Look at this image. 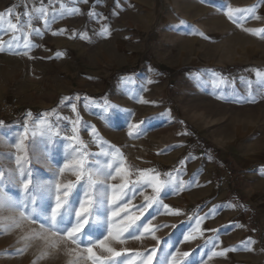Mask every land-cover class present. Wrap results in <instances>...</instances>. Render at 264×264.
Masks as SVG:
<instances>
[{
	"label": "rangeland",
	"instance_id": "rangeland-1",
	"mask_svg": "<svg viewBox=\"0 0 264 264\" xmlns=\"http://www.w3.org/2000/svg\"><path fill=\"white\" fill-rule=\"evenodd\" d=\"M9 5L0 2V13ZM227 6H255L259 18L234 24L225 15ZM90 12H95L93 6L83 26L65 34L88 37L90 59L76 56L75 62L89 72H20L13 69L14 61L0 56V101L16 96L20 105L14 116L0 118L5 122L0 126V169L15 168L14 155L8 154L15 153L12 144L25 121L31 127L34 121L47 118L56 126L54 130H60L51 144L40 136L29 142L33 176L42 179L51 178L44 153L50 154L53 165L63 162V137L72 135L71 121L77 116L78 135L84 144L92 126L103 123L106 138L124 140L126 148L131 147L133 136L120 127L146 120L157 129L154 139L174 140L175 153L182 147L177 139L186 130L193 141L185 146L183 155H165L164 162L151 157L159 162L156 170L161 180L169 179L167 173H171L184 181L182 188L169 187L161 193L170 211L153 206L142 217L143 222L151 219L158 226L156 236L162 242L158 255L171 244L169 251L179 248L193 253L186 264H199L202 258L207 264H264V139H259L253 154L249 152L252 135H245L251 128L264 129V93L255 87L262 80L254 82L252 75L256 70L264 72V35L244 30L264 28V0H118L111 12H95L94 17ZM104 27L108 32L101 35ZM30 63L24 62V66L28 69ZM105 102L121 111H105ZM94 159L105 160L101 156ZM132 173L135 179L136 172ZM65 179L74 177L66 175ZM5 191L17 199L22 196L18 187L8 184ZM143 191L152 194L151 188ZM142 203L143 196L137 194L133 204ZM176 210L179 215L173 214ZM208 213L211 215L206 216ZM18 215L0 212V217ZM193 216H206L202 229H219L216 251L235 250L211 259L204 256L205 250L211 255L205 240L217 235L211 231L181 243L183 235L195 227ZM36 227L25 222L19 228L0 230V264H88L63 249L50 248L42 239H21L31 236L30 230ZM87 231L99 236L103 229L90 227ZM248 238L254 243L242 246ZM25 244L27 249L17 254ZM155 245L151 235L145 234L141 240L126 238L123 245L113 246L143 251Z\"/></svg>",
	"mask_w": 264,
	"mask_h": 264
},
{
	"label": "snow or ice",
	"instance_id": "snow-or-ice-1",
	"mask_svg": "<svg viewBox=\"0 0 264 264\" xmlns=\"http://www.w3.org/2000/svg\"><path fill=\"white\" fill-rule=\"evenodd\" d=\"M76 2L80 3L81 0ZM82 2L87 3L88 0H82ZM49 6H51V0H49ZM254 8L255 6L251 8L227 6L225 15L232 23L243 24L250 17L259 18L255 15ZM65 12L74 15L79 13L80 9L76 7L67 9L64 4H60L59 10L53 9L50 13L47 7L41 5L33 11L24 13L27 18L26 25L20 24L19 15L16 23L8 19L7 29L3 31H11L13 35L9 41L0 40V52L5 51V44H7L8 50L14 51V54L28 56L31 48L35 46L29 37L33 34L41 35L40 28L32 25L33 18L37 21L43 20V26L48 27L57 18H63ZM88 15L94 17L98 14L90 12ZM3 16L4 14L0 13V20ZM9 16H11L10 11ZM24 27H27L28 31H24ZM244 30L255 35H264V28H245ZM17 32H20V37L15 35ZM107 32V27H104L101 35ZM83 38L88 37L85 35ZM59 55L61 53L58 52L57 56ZM256 75L264 81V72L256 70ZM103 107L105 111L109 108L121 111L118 106L107 102ZM71 108L73 112L77 111L75 103L71 104ZM128 115L131 113L129 112ZM161 115L164 116L167 113H161ZM71 123L72 135L63 137L66 141L63 162L53 165L50 154L44 153V158L48 161L45 166L51 176L50 179H42L38 176L34 178L29 157V142L40 136L46 138L51 144L56 137L60 136V130H54L56 126L47 118L34 121L31 127L27 121L20 126L22 130L12 144L15 153L8 154L14 155L15 168L7 171L0 169V212H18L19 215L0 217V230L19 228L25 222L36 225L35 229L30 230L31 236L25 235L21 239L24 241L33 238L42 239L50 248L57 251L63 249L66 254L74 255L77 261L83 259L88 264H186L187 258L193 253L181 252L179 248L169 251L172 248L171 244L165 246L162 255H158L162 243L156 236L158 226L154 225L151 219L147 222L142 221V217L153 206L170 211V206L163 203L161 193L169 187L182 188L184 181L173 178L171 173H167L169 179L161 180L159 171L148 168L136 169V178L132 179L133 173L130 168L133 166L126 164L123 154L118 149L105 151L102 144L99 153L90 152L78 135L79 117L77 116V119L72 120ZM145 123L146 120H141L139 123L128 124V135H139ZM4 124V121H0V126ZM92 133L96 134L94 126H92ZM96 156H103L106 159L102 162L94 159ZM66 175L74 179H65ZM117 180H119L118 183L113 182ZM6 184L18 187L22 196L17 199L10 195L5 191ZM144 188H151L152 194L145 195ZM137 194L143 196L142 204H133ZM173 214L179 215V210ZM208 215L211 213L206 214ZM206 216L190 217L195 220V227L183 235L181 243L193 241L198 236H204L205 231H211L217 235L215 238L209 237L205 240V245H210L211 255L209 250H205L204 256L211 259L235 250L229 248H224L222 251L215 250L219 229H202L201 222ZM90 227H99L103 231L99 236L91 235L87 231ZM145 234L151 235L156 241L154 247L140 251L129 248L117 250L113 246L114 244L123 245L126 238L141 240ZM253 243L254 241L248 238L242 241V246L246 247ZM68 244L75 247L68 248ZM205 245L199 247L204 248ZM27 247L28 245L25 244L23 248L17 249V254H22ZM199 264H207V261L202 258Z\"/></svg>",
	"mask_w": 264,
	"mask_h": 264
},
{
	"label": "crops",
	"instance_id": "crops-1",
	"mask_svg": "<svg viewBox=\"0 0 264 264\" xmlns=\"http://www.w3.org/2000/svg\"><path fill=\"white\" fill-rule=\"evenodd\" d=\"M117 1L118 0H88L87 3H84L81 0L80 3H77L76 0H51V6H49V0H0V2H3L6 5L11 3V5L6 6L7 8L5 9L3 19L0 20V40L3 41H9L13 35L11 31H3L4 29H7V17H12V22L16 23L17 16L19 15L20 24L26 25L27 18L24 16V13L26 11H33L34 8L40 7L41 5L47 7L50 13L53 9L59 10L60 4H64L67 9L73 7L80 9V12L74 15L65 12L63 18H57L55 22H52L48 27L43 26V20L37 21L33 18L32 25L40 28L41 35L37 36L33 34L29 37L30 41L35 45L31 48L29 55H16L14 54V51L8 50V45L5 44V51L0 52V56H4L14 61L13 69L15 71L18 69L20 72H87L88 70L86 71L85 69L80 68L75 62V57H82L85 60L90 59L91 50L86 47V44L89 43V39L82 37L74 38L65 34H69L72 29H79L83 26V23L87 19V12L90 11L91 6H93L97 13H108L112 11V6L115 5ZM9 11L11 12V16H9ZM61 29L64 31H58ZM24 31H28L27 27H24ZM53 33L57 34L54 35ZM15 35L20 37L21 34L18 32ZM47 37L50 39L48 40ZM73 45L78 47L72 48ZM12 47L15 49V45ZM58 52L61 53V55L57 56ZM24 62H31L28 64V69L24 66ZM252 75H255V78H253L254 82L261 80L256 74ZM262 82L263 81H260L259 84L255 86L256 88L261 89L259 91L261 94L264 93V86H260L262 85ZM261 97L264 99V96ZM24 114H22V116H25ZM104 128L103 123L95 127L96 134L93 135L92 133L85 136L88 137L85 139V144L89 149H96L98 152H100L102 144L105 151L118 149L123 154L126 164L133 166L130 168L132 172H136V169H156L159 162L156 158L151 157H160V162H164L162 157H165V155L169 158L181 156L186 151L185 146L193 141L190 134L184 130L177 139L182 147L175 149L176 152L174 153L172 147L174 140L162 136L154 139L153 136L157 133V129L152 127V124L145 123L142 126L141 133L139 135H134L133 139H130L132 141V144H130L131 147L126 148L127 145L124 140H111L106 138L104 136ZM120 128L124 133L128 130L126 124ZM174 128L178 129V126L175 125ZM170 129H173V127L169 128V130ZM249 133L252 135L249 137L251 138L249 139V152L253 153L258 148L257 142L259 139H264V129H261L260 132H258L251 128L245 133V135H249ZM242 137L243 136H238V139H242ZM167 148H169L167 154L163 153L162 151L167 150ZM261 156L264 157V154H261ZM103 158L106 159L105 157ZM102 161L104 162L105 160ZM166 161L167 159L165 160V163ZM71 246L74 247V245Z\"/></svg>",
	"mask_w": 264,
	"mask_h": 264
},
{
	"label": "built area",
	"instance_id": "built-area-1",
	"mask_svg": "<svg viewBox=\"0 0 264 264\" xmlns=\"http://www.w3.org/2000/svg\"><path fill=\"white\" fill-rule=\"evenodd\" d=\"M20 105L16 96H11L0 101V118L14 116Z\"/></svg>",
	"mask_w": 264,
	"mask_h": 264
}]
</instances>
